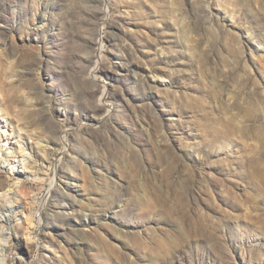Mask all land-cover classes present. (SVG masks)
Returning <instances> with one entry per match:
<instances>
[{"label": "rangeland", "instance_id": "rangeland-1", "mask_svg": "<svg viewBox=\"0 0 264 264\" xmlns=\"http://www.w3.org/2000/svg\"><path fill=\"white\" fill-rule=\"evenodd\" d=\"M0 148L4 264H264V0H0Z\"/></svg>", "mask_w": 264, "mask_h": 264}, {"label": "bare ground", "instance_id": "bare-ground-1", "mask_svg": "<svg viewBox=\"0 0 264 264\" xmlns=\"http://www.w3.org/2000/svg\"><path fill=\"white\" fill-rule=\"evenodd\" d=\"M20 144H22V142H20ZM19 149L22 160L23 161L27 160V155L25 154L26 146L24 144L20 145ZM13 180H15V178ZM15 184L18 185V183ZM11 187L12 188L7 192L0 193V225L2 226L0 228V264H4L3 262L7 261L6 258L7 245H9L11 241V235L7 236L5 233V230H10V229H5L6 225L3 226L2 224L4 221L6 223H11L13 217L14 219L17 218L16 215L17 213H15L16 210L14 208V205L17 204L15 198L18 195V190L16 189L15 186H11Z\"/></svg>", "mask_w": 264, "mask_h": 264}]
</instances>
